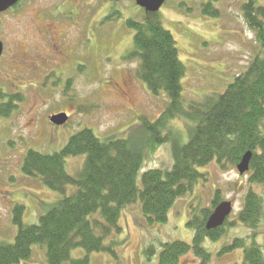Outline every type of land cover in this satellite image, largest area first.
I'll list each match as a JSON object with an SVG mask.
<instances>
[{"label": "rangeland", "instance_id": "rangeland-1", "mask_svg": "<svg viewBox=\"0 0 264 264\" xmlns=\"http://www.w3.org/2000/svg\"><path fill=\"white\" fill-rule=\"evenodd\" d=\"M247 0H167L159 14L166 29L174 35L180 58L186 64L183 79L185 101H200L223 92L247 70L258 52L255 33L243 15ZM264 6V0H256ZM20 6L0 14V92L20 94L14 111L0 121V244L14 243L18 225L14 207L25 206L23 221L37 224L39 217L62 194L46 187L38 178L24 174L23 159L29 150L45 154L61 151L70 138L89 128L102 139H127L136 153L143 155L138 172L141 183L148 169L173 167L172 147L188 140L182 121H174L170 139L156 152L147 148L149 131L142 117L155 121L167 103V95H153L138 76L139 61L124 60L134 48L135 30L127 19L144 21L146 11L136 0H21ZM203 4L218 10L203 11ZM120 17L105 21L114 12ZM5 99H0L1 102ZM66 112L69 121L56 125L50 117ZM164 133H166L164 131ZM245 155V154H244ZM243 158V157H242ZM86 156L69 157L66 169L78 176ZM207 174L192 193L179 198L162 225L146 224L140 202L123 211V232L114 238L118 257L111 252H94L90 264H155L148 262L144 249L160 246L164 240L193 241L187 221L196 210L212 208L217 188L222 201L234 205L226 235L218 241L206 240L211 264H243V249L221 253L224 246L250 231L238 220L247 194L264 195V185L251 183V170L240 174L237 166L225 169L213 162L199 169ZM76 186L66 188L73 195ZM111 239H108L109 242ZM264 242V237L260 238ZM45 248L36 245L30 260L18 264H43ZM75 257L84 256L76 250ZM181 264L199 262L193 254L181 257Z\"/></svg>", "mask_w": 264, "mask_h": 264}, {"label": "trees", "instance_id": "trees-1", "mask_svg": "<svg viewBox=\"0 0 264 264\" xmlns=\"http://www.w3.org/2000/svg\"><path fill=\"white\" fill-rule=\"evenodd\" d=\"M20 6L18 3L15 7ZM14 7V8H15ZM215 14L211 4H203V11ZM246 23L255 33L258 52L244 73L223 91L205 96L198 101H185L183 79L186 64L180 58L177 42L165 28L159 12H146L142 22L134 18L126 23L135 30L134 48L124 60L139 61L138 76L153 95H167L166 107L155 121L142 117L149 131L147 148L156 152L170 139L174 121H182L189 132L188 140L173 145L171 169H148L138 183V172L143 155L132 150L127 139L99 138L93 130L84 128L73 135L59 152L45 154L29 150L22 170L25 175L38 178L43 184L62 196L53 202L37 224L23 221L25 206L14 207V223L18 233L14 243L0 244V264H18L30 260L33 248H45L43 264H90L94 252H111L116 235L123 232L121 217L129 206L140 202L147 225H162L179 198L194 191L207 174L199 169L216 162L220 168L237 166L248 151L253 152L250 163L251 183L264 185V6L256 0H247L243 7ZM119 12L105 16V21L120 17ZM20 94L0 92V121L15 108L13 101ZM164 131L166 133H164ZM85 155L83 169L72 176L66 169L69 157ZM76 186L73 195L66 194L67 186ZM217 188L212 208L194 211L187 221L193 230V241L164 240L160 246L149 244L144 249L148 262L181 264V257L193 254L195 264H211L212 254L205 241H218L226 235L227 220L221 227L209 230L207 219L222 201ZM238 220L250 233L236 238L223 247L221 253L243 249V264H264V195L250 191ZM108 239H111L107 242ZM76 250L84 256L75 257Z\"/></svg>", "mask_w": 264, "mask_h": 264}, {"label": "water", "instance_id": "water-1", "mask_svg": "<svg viewBox=\"0 0 264 264\" xmlns=\"http://www.w3.org/2000/svg\"><path fill=\"white\" fill-rule=\"evenodd\" d=\"M20 0H0V13H3L15 6ZM119 1V0H108ZM166 0H136L137 4L144 8L147 12H159ZM4 52V43L0 39V58ZM52 123L56 125H64L68 122L69 116L66 112L54 114L50 117ZM253 157V152L248 151L243 156L241 162L237 165V169L240 174H245L250 170V163ZM233 210V204L231 201L221 202L215 210L212 212L207 221V228L209 230L217 229L221 227L226 219L230 216Z\"/></svg>", "mask_w": 264, "mask_h": 264}, {"label": "flooded vegetation", "instance_id": "flooded-vegetation-1", "mask_svg": "<svg viewBox=\"0 0 264 264\" xmlns=\"http://www.w3.org/2000/svg\"><path fill=\"white\" fill-rule=\"evenodd\" d=\"M9 11V10H8ZM8 11H6L5 13H7Z\"/></svg>", "mask_w": 264, "mask_h": 264}]
</instances>
